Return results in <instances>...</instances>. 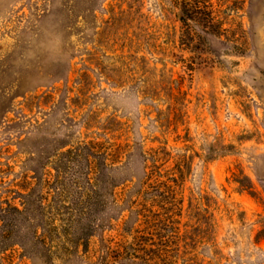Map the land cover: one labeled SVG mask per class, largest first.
<instances>
[{
	"label": "rangeland",
	"instance_id": "1",
	"mask_svg": "<svg viewBox=\"0 0 264 264\" xmlns=\"http://www.w3.org/2000/svg\"><path fill=\"white\" fill-rule=\"evenodd\" d=\"M0 264H264V0H0Z\"/></svg>",
	"mask_w": 264,
	"mask_h": 264
},
{
	"label": "trees",
	"instance_id": "2",
	"mask_svg": "<svg viewBox=\"0 0 264 264\" xmlns=\"http://www.w3.org/2000/svg\"><path fill=\"white\" fill-rule=\"evenodd\" d=\"M188 5H189V7L191 6L190 4H188ZM191 9L193 10V8H191ZM191 9L187 8L188 11H190ZM190 12H192V11H190ZM199 13H201V12H199ZM203 19L205 21L203 23L204 28H202L203 32H208L209 33V32H214V31L217 30L216 27H218V26L216 25V22H214L212 19L209 20L208 18H203Z\"/></svg>",
	"mask_w": 264,
	"mask_h": 264
}]
</instances>
